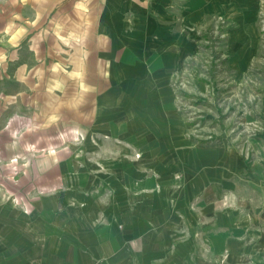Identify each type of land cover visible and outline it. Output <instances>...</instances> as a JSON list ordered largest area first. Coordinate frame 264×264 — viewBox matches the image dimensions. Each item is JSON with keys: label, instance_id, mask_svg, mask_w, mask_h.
Returning a JSON list of instances; mask_svg holds the SVG:
<instances>
[{"label": "crops", "instance_id": "obj_1", "mask_svg": "<svg viewBox=\"0 0 264 264\" xmlns=\"http://www.w3.org/2000/svg\"><path fill=\"white\" fill-rule=\"evenodd\" d=\"M243 1L11 0L12 7L0 8V264H118L124 250L125 259L132 252L127 247L133 233L159 229L161 223L173 226L167 246H159L167 264H264V153L256 175L243 182L241 196H233L226 180L231 171L243 170L237 153L217 144L207 154L201 144L192 147L185 134L184 139L177 137L184 127L175 117L170 82L175 69L199 49L197 40L185 37L186 30L209 12L230 6L244 11ZM49 22L52 29L45 27ZM39 25L45 31L40 38ZM27 37L29 51L23 45ZM43 38L88 39V49L77 52L87 56L81 68L108 67L117 75L107 83H86L102 86L94 99L80 96L75 88L83 83L59 81L66 66L61 65L63 59L48 68L41 61L52 49L44 55L36 48L35 43L46 42L38 40ZM33 57L39 61L30 63ZM82 119L91 122L84 129L92 145L88 150L99 149L93 142L99 129L92 123L96 119L95 123L112 122L103 131L107 138L117 139L116 149L129 141L149 152L159 144L158 154L168 156L129 160L119 154L94 157L86 165L74 158L76 154L64 158L66 148L77 145L58 147L57 141L64 129ZM128 129L135 132L133 137L127 138ZM176 162L184 164L191 177L178 188L176 199L153 197L155 203L148 204L141 195L147 204L140 202L132 210L130 181L141 179L132 188H144L145 173H153V168L168 173ZM51 188L55 191L45 194ZM90 188L94 193L88 196L85 191ZM113 190L120 192L112 195ZM193 201L200 202L198 208L190 206ZM204 218L217 228L197 236L191 233L189 227L207 221ZM117 246L125 248L117 254ZM219 254L227 255L228 261L220 262ZM142 256L149 260L150 250Z\"/></svg>", "mask_w": 264, "mask_h": 264}, {"label": "rangeland", "instance_id": "obj_2", "mask_svg": "<svg viewBox=\"0 0 264 264\" xmlns=\"http://www.w3.org/2000/svg\"><path fill=\"white\" fill-rule=\"evenodd\" d=\"M233 2L234 0H232V4ZM243 3L245 4L244 11L236 12L234 7L232 10L230 6L229 9L225 7L222 12H209L199 24L186 30V33H184L185 37L197 40L199 49L196 54L189 57L190 59L185 60L184 64L175 69L170 79L177 106L175 110L177 116L175 117H178V120H182L184 127L181 131L183 133L177 137L184 139L183 134H185V137L191 141L192 147L201 144L204 146L203 150H207V154L214 150L217 144H224L230 149L233 148L242 163L241 168L243 170L231 171L226 182L232 185L233 191H231V194L238 197L241 196L243 182H248L253 175H256V164L261 161L264 153V0H245ZM2 7H12L11 0H0V8ZM51 25L52 23L49 22L45 27L52 29ZM44 32V28L39 25L38 38L43 36ZM54 32L58 33V29H55ZM61 32L62 30H60ZM28 38L23 41V45L28 47V49H25L27 51L30 50L29 47L31 46ZM88 42V39H61L59 41L54 40L53 42L46 41L35 44L39 51L42 50L44 52V55L48 54L46 52L50 51V48H52L50 52H54V50L57 52L55 56H51L49 52V56L47 55L46 58L43 57L41 59L42 62L46 61L47 68L51 63H54V60L63 59L61 65L64 64L66 66H64L63 73H59V78L61 79L59 81L69 80L68 85L83 83V86H79L75 90L80 91V96L94 99L99 92V88L102 89V86L93 84L90 86L86 83H100L101 81L107 83L108 80L113 79L114 73L115 75L117 74L116 69L108 67L99 70L81 68L82 59L86 62L87 56L80 55L77 52L81 50V47L86 46L87 48ZM60 53L65 56L59 57L60 55L58 54ZM30 59V63L39 61L34 57ZM89 59L91 60V56H89ZM141 69V67L137 68L138 71ZM44 71H46L45 74H49V70L46 68H44ZM126 85L131 87V85ZM95 122L96 119H93V125H97L99 129L94 131V133H97L94 135L93 142L99 149L88 150V146L92 145H88L89 140L85 138L86 132L84 129L90 127L91 122L90 120L85 121L82 119L75 127H71L69 130L63 128L65 132L60 140L57 141L59 143L58 147L61 144L66 146V144L70 145V143L77 145L74 150L66 148L68 151L64 153V158H69L70 155L76 154L74 158L76 160L80 159L86 165L94 157L97 160L119 154L129 157V160H131L130 157L137 158L140 155H148L150 158L153 154H157L159 156L158 161L166 159L168 156L163 154V151L158 154L159 144L153 146L149 152H146L145 148L129 143V139L126 146L118 150L115 148L116 145L114 146L117 139L109 136L107 138L103 131L104 128L110 127L112 122ZM128 127L130 128V126ZM66 130L72 132L71 135L66 134ZM126 134L127 138H129L130 136L133 137L135 132L128 129ZM110 136L115 137L111 133ZM101 141L102 143H99ZM147 164H150L147 165L148 167H152L151 163L147 162ZM174 165L175 167L170 169L168 173L163 171L159 173L155 168H153V173H145L144 188L142 185L139 188H132V186L137 187V183L141 184V179L139 181H130L129 204L132 210L140 202L147 204V200L148 204H154V198L162 199L165 202L176 199L173 197L180 190L178 188L191 177L184 169V164L176 162ZM162 173H165V175H161ZM17 175L19 177L20 173H17ZM247 184L249 185V183ZM157 190L160 191V194H155ZM243 190L248 193V187ZM51 191L55 190L51 188V190L45 191V194L51 193ZM119 192L120 190H113L111 194L116 195ZM85 193L90 196L91 193H94V190L90 188ZM141 195L143 199L146 198V201H144L145 199H139ZM19 199L20 197L18 201ZM199 203V201H196L190 206L198 208ZM208 209H212V206L208 207ZM210 212L207 210L205 213ZM204 219L207 221H203L202 224V221H198L195 222L197 225L190 226V232L197 236V233H200L199 231H208L207 229L213 231L217 228L213 221L209 224L210 220L208 218ZM185 222L188 224L187 217H185ZM207 223L209 225L205 227ZM170 228L173 229L172 224L167 226L165 223H161L159 229L149 228V231H144L139 236L133 233L131 243H129L131 245L127 247L128 250H132L128 254V259L131 261L133 259L135 264H167V258L160 251L163 248H159V246L163 244L167 246V232L171 231L169 230ZM121 248H125V246H119L117 254ZM146 248L150 250L151 256L149 260L144 259L142 256V251L144 253ZM117 254L116 258L118 259ZM125 255L126 251L124 250V260L120 261L118 259V264H127L129 260L125 259ZM218 256L220 262L223 259L228 261L227 255H225V258L221 254Z\"/></svg>", "mask_w": 264, "mask_h": 264}]
</instances>
